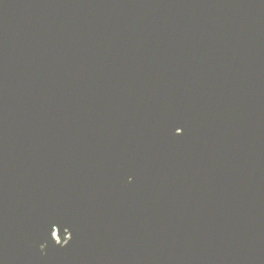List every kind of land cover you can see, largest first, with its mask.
<instances>
[{
    "label": "water",
    "instance_id": "95a60500",
    "mask_svg": "<svg viewBox=\"0 0 264 264\" xmlns=\"http://www.w3.org/2000/svg\"><path fill=\"white\" fill-rule=\"evenodd\" d=\"M0 264H264V0H0Z\"/></svg>",
    "mask_w": 264,
    "mask_h": 264
}]
</instances>
